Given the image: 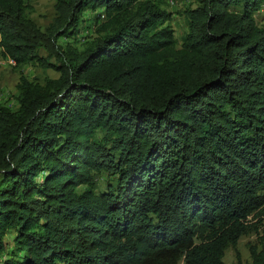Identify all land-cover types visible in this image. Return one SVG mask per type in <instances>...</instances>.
Masks as SVG:
<instances>
[{
	"label": "trees",
	"instance_id": "trees-1",
	"mask_svg": "<svg viewBox=\"0 0 264 264\" xmlns=\"http://www.w3.org/2000/svg\"><path fill=\"white\" fill-rule=\"evenodd\" d=\"M168 4L55 0L42 28L0 0L3 54L58 74L0 105V264H243L264 233V0H193L181 39Z\"/></svg>",
	"mask_w": 264,
	"mask_h": 264
},
{
	"label": "rangeland",
	"instance_id": "rangeland-1",
	"mask_svg": "<svg viewBox=\"0 0 264 264\" xmlns=\"http://www.w3.org/2000/svg\"><path fill=\"white\" fill-rule=\"evenodd\" d=\"M169 4L167 9L174 13L173 25L176 29V35L181 39L182 35L186 31V24L184 18L178 14L193 0H168ZM28 13L37 22V24L45 28L55 16V0H27ZM91 14V13H90ZM89 14V15H90ZM88 15V14H87ZM258 15V21L264 26V6ZM87 22V21H86ZM83 22L81 36L77 44L79 46L84 45L86 38L94 36L92 30V24L90 22ZM26 76L30 80L44 81L46 77L56 78L58 76L54 71H44L38 66L27 65L20 69L16 67L15 63L7 58L3 51L0 49V105H5L15 109L17 107V95L18 85L20 84L21 77ZM44 174L38 177V181L43 180ZM106 183V177H100L96 179V187L98 190L104 189ZM264 233L260 230V234H250L241 238L237 247L241 253L243 264H251V257L249 246L257 245L264 247L263 240ZM13 235L7 236V239L11 241ZM226 264H236V252L233 249H229L225 256ZM180 264H185L181 262Z\"/></svg>",
	"mask_w": 264,
	"mask_h": 264
}]
</instances>
